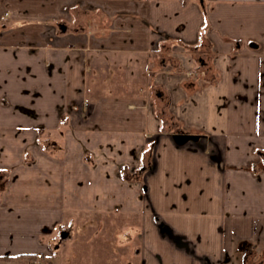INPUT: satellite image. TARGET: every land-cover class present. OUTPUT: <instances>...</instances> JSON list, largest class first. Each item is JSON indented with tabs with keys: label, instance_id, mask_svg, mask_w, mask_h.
Wrapping results in <instances>:
<instances>
[{
	"label": "crops",
	"instance_id": "1",
	"mask_svg": "<svg viewBox=\"0 0 264 264\" xmlns=\"http://www.w3.org/2000/svg\"><path fill=\"white\" fill-rule=\"evenodd\" d=\"M110 213L138 264H264V0H0V264Z\"/></svg>",
	"mask_w": 264,
	"mask_h": 264
},
{
	"label": "rangeland",
	"instance_id": "2",
	"mask_svg": "<svg viewBox=\"0 0 264 264\" xmlns=\"http://www.w3.org/2000/svg\"><path fill=\"white\" fill-rule=\"evenodd\" d=\"M187 73L185 75L187 78L192 77V76L188 77ZM98 216H99L98 236H95L94 238L88 236L87 238H82V241H80L78 237H75L74 242L73 241L71 242L69 240L65 242V244L68 245L67 246L68 250L72 248L71 251H73L74 253L75 250L77 251L78 248V250L82 254V256L79 257V259L76 261L75 264H138L137 262L135 263V260L133 259L134 256L132 254V250L134 249V247L132 249L131 247L127 246L129 242L128 236L130 235V233H133V229L131 230L130 226L129 228L127 227L130 223V220H128V218L132 219V221L135 218L132 215L115 214V213L99 214ZM120 216H121L120 226H119L120 228H118L120 230V236H118L119 231H117L116 229H114V231L112 232L114 233L117 231L115 235L110 233L109 236H105L104 230H101V227L103 226L102 222L108 225L109 224L112 225L111 223L112 220L116 218H120ZM71 220H73V218H71ZM92 221L94 222V224L91 225L92 226L91 228L93 229H91V231H87V235H93V231L98 232L96 229L98 222H96V220H92ZM114 226H117L116 223H114ZM65 238H68V236ZM96 243H98L99 245H95ZM81 248L83 251H86L85 254L82 253ZM119 251L121 253H119ZM83 257L86 258L87 262H82Z\"/></svg>",
	"mask_w": 264,
	"mask_h": 264
},
{
	"label": "water",
	"instance_id": "3",
	"mask_svg": "<svg viewBox=\"0 0 264 264\" xmlns=\"http://www.w3.org/2000/svg\"><path fill=\"white\" fill-rule=\"evenodd\" d=\"M199 1L202 2V0H199ZM173 138L179 145H183L186 142H188L189 140H195L198 137L192 136V135H181V134L178 135L177 134V135H174ZM66 236H67L66 233L62 234V238H65Z\"/></svg>",
	"mask_w": 264,
	"mask_h": 264
},
{
	"label": "flooded vegetation",
	"instance_id": "4",
	"mask_svg": "<svg viewBox=\"0 0 264 264\" xmlns=\"http://www.w3.org/2000/svg\"><path fill=\"white\" fill-rule=\"evenodd\" d=\"M200 2V1H199ZM201 4L203 3V0H202V2H200ZM179 134H181V135H186L185 133H178V135ZM177 135V134H176ZM196 137H198L197 139H195V140H189L188 142H186V143H189V142H195V143H197L200 139H201V137H199V136H196Z\"/></svg>",
	"mask_w": 264,
	"mask_h": 264
},
{
	"label": "built area",
	"instance_id": "5",
	"mask_svg": "<svg viewBox=\"0 0 264 264\" xmlns=\"http://www.w3.org/2000/svg\"><path fill=\"white\" fill-rule=\"evenodd\" d=\"M193 75H196V73L193 72V71L187 73V76H188V77L193 76Z\"/></svg>",
	"mask_w": 264,
	"mask_h": 264
}]
</instances>
